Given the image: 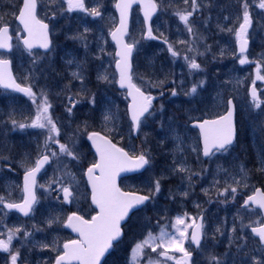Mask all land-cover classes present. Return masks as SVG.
I'll use <instances>...</instances> for the list:
<instances>
[{
    "label": "rangeland",
    "instance_id": "obj_1",
    "mask_svg": "<svg viewBox=\"0 0 264 264\" xmlns=\"http://www.w3.org/2000/svg\"><path fill=\"white\" fill-rule=\"evenodd\" d=\"M155 1L159 13L152 21V35L156 38L147 37L138 9L132 12L127 37L128 43L137 42L133 82L155 97L151 110L154 115L141 124L137 136L133 137L127 116L128 101L125 93L116 88L114 47L108 38L117 23L115 0H84L85 8H97L101 13L98 17L81 10L67 11L66 0H37L38 18L49 25L54 40L52 50L35 66L20 44L18 35L23 34L13 15L21 7L22 0H0V16L3 17L0 23L10 27L14 41L12 51L0 53V58L8 59L16 80L23 86H31L36 93V103H33L28 95L0 89V197L3 203L20 202L22 174L33 167L42 154L59 152L58 144L47 141L48 128L20 129L12 124L13 120L17 124H31L44 95L52 105L49 112L60 132L56 139L68 143L69 147L75 142L74 151L79 156L78 161L62 154L50 159L37 178V200L27 218L6 212L0 203V240L7 241L9 230L14 233L10 248L19 250L21 261L18 264H52L56 255L52 248L62 249L63 243L73 238L64 229L68 213L88 214L90 192L84 173L95 162L87 143V133L93 131L108 136L130 154L133 148L137 154L143 150L150 152L151 166L139 175L122 179L123 190L148 195L154 181L161 180L160 193L132 215L131 222L125 226L128 237L116 246L106 263L120 260L118 264H148L151 259L154 264H176L182 253L172 249H169V255L174 257L172 260L159 257L160 248L152 252L151 247H145L143 254L134 253L133 249L149 233L154 237L160 235L161 229L174 233L175 217L185 213V222L189 224L198 215L203 216L200 247L195 250L190 239L184 244L193 254L192 264H212L213 256L221 264H252V257H262L248 231L253 224L249 212L235 210L229 198L234 158L242 145L202 160L198 134L189 124L222 114L231 96L241 115L239 124L250 120L254 128L264 125V80L256 79L257 74L264 76V9L258 7L260 0H248L252 23L247 33L250 46L244 56L249 62L241 65L235 30L243 22V0H197L196 11L192 9L191 0L187 4L184 0ZM188 11L193 12L189 17L192 33L176 15ZM81 34L82 39L71 38ZM169 45L177 56L173 57L168 51ZM185 56L195 58L200 69L190 70ZM68 60L73 63L68 64ZM73 72H78L83 79H74ZM101 76H107L108 80L98 79ZM200 81L204 84L197 87L196 93L187 95ZM250 85L257 90L260 108L254 106L248 93ZM173 91L176 95H172ZM68 96L79 101L71 114L66 110ZM93 96L95 106L90 103ZM105 113L112 119L105 121ZM46 141L50 149L45 147ZM178 146L182 151L176 150ZM193 147H197L198 152L192 151ZM174 159L183 161L194 173L191 181L188 173L171 170ZM53 180H60L65 186L71 182L74 196L71 203L63 202V193L54 191L57 184H53ZM225 188H229V192L220 195ZM184 191L188 196L182 195ZM190 231L191 228L188 229L189 237ZM25 232L30 235L25 236ZM45 244L49 247H42ZM240 245L244 247L241 249ZM6 262L10 264L9 253L0 251V264Z\"/></svg>",
    "mask_w": 264,
    "mask_h": 264
},
{
    "label": "snow or ice",
    "instance_id": "obj_2",
    "mask_svg": "<svg viewBox=\"0 0 264 264\" xmlns=\"http://www.w3.org/2000/svg\"><path fill=\"white\" fill-rule=\"evenodd\" d=\"M68 4L67 11L71 12L74 10H81L87 12L92 17H98L101 13L97 8L87 9L84 5V0H66ZM185 4L189 0H184ZM133 3H141L144 9L145 22L149 21L156 11L157 5L155 0H118L115 7L120 12V26L113 32L111 36L113 40L117 42L119 50L116 52V56L119 59L116 61V67L119 71V85L121 88H127V95L131 97V103L128 111L130 113V131H139L141 124L153 116L154 113L150 111L152 108V101L154 97L145 94L139 87L132 83V76L130 74L131 64L130 57L132 54L134 42L128 44L124 42V36L127 35V19L128 12ZM192 9L196 11L199 7L197 0H191ZM258 7L264 9V0H260ZM249 4L248 0H243V22L240 23L239 28L235 30V36L239 43L240 58L239 63L241 65L248 63L247 57L244 53L247 51L248 39L247 33L251 26L252 20L248 11ZM18 13V14H17ZM193 12L188 11L186 13L177 12L176 15L179 19L185 23L189 33H192L193 29L189 23V17L192 16ZM15 18L23 25L22 31L26 33V36L18 35V39L22 40L27 54L32 58V63L35 66L43 56L47 55L48 51L52 50V43L49 39V26L44 23L41 19L37 18V0H22V7L13 12ZM55 16V13H53ZM3 17L0 16V21ZM88 29L85 28V32ZM233 31V29H228ZM147 37L155 39L152 35V29L149 25L147 30ZM72 39H82L83 34L80 36H73ZM167 43V41H165ZM183 43V41L181 42ZM41 48L45 52L43 54L34 53L33 49ZM0 49H12L11 36L9 35V26L7 24L0 23ZM168 51L171 52L172 56L175 57L178 53L172 48L171 45L168 47ZM189 51H192L189 48ZM184 59L188 62L190 70H199L200 64H198L195 58L185 56ZM68 64H72V60L67 61ZM10 61L7 59H0V85L5 88H13L15 91L23 92L28 95L33 103H36V93L32 91V87H21L12 78L9 71ZM259 67V66H258ZM72 76L74 79L82 80V76L78 72H73ZM98 79L108 80L107 76L98 77ZM257 80H264V76L257 74ZM162 83V82H161ZM204 81H200L199 85L194 84L187 95L196 93L197 87L202 86ZM255 85V81H253ZM163 93H161L162 95ZM172 95H176L173 91ZM252 101L256 108L261 107V101L257 96V90L255 86L251 89ZM68 106L66 108L69 114L72 113L73 108L79 102L73 99L72 96H68ZM90 103L95 106L96 100L93 96ZM227 113L226 115L219 116L216 119H204L194 123V127L199 129V138L203 143V156L211 157L217 153L224 154L229 152L230 148L234 144L235 140V127L233 123L234 106L231 100L226 102ZM52 105L48 102L47 96L44 95L42 102L38 105L37 114L31 124L19 123L15 120L12 121L14 127L18 126L20 129L27 127L33 128H48L49 136L47 141L59 145V152L50 151L49 154H42L36 161L35 166L27 169L24 175V201L22 204L7 203L4 207L8 209L16 208L23 212L24 215H28L31 211L32 204L36 202L34 194V187L36 186V175L41 171L44 165L50 162L51 158L58 157V155H64L70 157L72 161H78L79 156L74 151L75 142H72V147H69L68 143H60L56 137L60 135L59 129L56 123L53 121L49 109ZM105 121L112 119L108 113L104 115ZM87 125H85V130ZM55 134V135H53ZM87 138L92 142L95 148L96 154H98V160L93 162L86 171L88 183L91 186V205L94 206L93 211L95 215H91L90 219H86L84 215H79L73 212L67 217L65 227L70 228L72 232L77 234L76 239H70L63 243L62 249L59 247L52 248L56 252L54 261L52 264H101V258L105 255L109 249L113 248L114 242H118L119 238L123 235L122 222L126 221L129 217V213L137 208L138 206L145 205L146 202L155 198L161 191V180L157 179L153 185L149 188L148 195H138L131 191H122L117 185V177L121 172H131L140 169H145L151 166L152 157L149 151L143 150L138 154L133 148L132 154L125 151L124 148L117 147L110 139L105 136H101L98 132L87 133ZM179 140V137H176ZM46 141L45 147L50 149V145ZM177 151H182L178 146ZM192 151L198 152L197 147H193ZM67 166L65 165V168ZM175 172L188 173V180L191 181L190 169L186 166L183 161H176L174 159L173 166L171 169ZM163 178V177H162ZM161 178V179H162ZM74 180V176L71 178ZM53 184H57V188L54 191L62 192V200L65 203H71L74 199L73 191L71 189V182L68 186L60 180H53ZM239 183V181H236ZM230 187V186H229ZM235 187H230V192L233 195L236 193ZM229 192V188H225L223 193L220 195H226ZM183 196H188V192L184 191ZM59 199V197H58ZM0 203H3V197H0ZM257 206L260 210H264V192L259 189L256 190L254 195L248 196L244 201L243 207L247 208L249 204ZM177 215L175 222L172 224V228L175 230L174 233H168L161 229V233L158 237L152 236L151 233L140 243L135 245L133 252L139 251L143 254L145 247H151L152 252H157V249H162L157 253L159 257H164L166 260H172L174 257L169 255V249L176 252L182 253L180 259L176 260V264H192V252L184 247L185 241L189 240L192 244H195L197 248L201 245V236L203 235L204 225L201 222L197 223L195 219L192 223H186L185 217ZM258 223V222H257ZM51 224V221L49 222ZM250 227V225H249ZM191 228V236L189 237L188 229ZM16 231H19L17 229ZM217 232L220 228L216 229ZM236 229L233 228V232ZM252 233L259 237V243L264 245V224L259 227H252ZM30 235L25 232V236ZM14 233L9 230L7 241L0 240V251L9 253L10 264H18L21 261V255L19 250L12 251L10 248ZM42 247L48 248L49 245L45 244ZM241 249L244 245L239 246ZM212 264H221L216 257H211ZM7 264V262H6ZM148 264H154L149 259ZM159 264V262H155ZM252 264H264V257L256 259L252 257Z\"/></svg>",
    "mask_w": 264,
    "mask_h": 264
},
{
    "label": "flooded vegetation",
    "instance_id": "obj_3",
    "mask_svg": "<svg viewBox=\"0 0 264 264\" xmlns=\"http://www.w3.org/2000/svg\"><path fill=\"white\" fill-rule=\"evenodd\" d=\"M229 97L232 98L235 109V140L233 146L230 149H235V147L237 148L238 144L242 145V147L240 146V148H238L239 152L234 158L235 160L232 171L233 178L231 177V186L235 187L237 191L234 194V199L231 192H229V198H231L235 210L241 212L243 210H247L249 212V215L253 220V224L248 228V231L251 234L250 236L253 237L257 246L259 247L261 256L264 257V246L259 243V237L254 236L250 231L252 227H259L261 224H264V214L259 208L253 205H249L247 208L243 207L246 198H248V196L254 195L257 189H259L261 192H264V125L261 126L260 129L256 127L254 128L251 126L250 120L243 121L242 123L240 122L239 124V117H241V115L238 112L237 103L235 102L233 97ZM225 111L226 109L224 110V112ZM217 116L219 115H214L212 117ZM232 155H235V153H233ZM236 181H239V183H236ZM240 198H242L241 201ZM93 208L94 207L93 205H91L90 198H88V214H84L86 219H90L91 215H95V211H93ZM70 213H68V215ZM123 227L122 230L124 234L125 227ZM71 239L76 238L73 237ZM119 242L114 244L113 247L115 250ZM113 253L114 251L112 252V254ZM107 259L108 256L105 257L102 264ZM116 259H118V257H116ZM112 261V264H118L120 260Z\"/></svg>",
    "mask_w": 264,
    "mask_h": 264
},
{
    "label": "water",
    "instance_id": "obj_4",
    "mask_svg": "<svg viewBox=\"0 0 264 264\" xmlns=\"http://www.w3.org/2000/svg\"><path fill=\"white\" fill-rule=\"evenodd\" d=\"M117 2H118V0L115 1V5H116ZM155 3H156V2H155ZM115 5H114V12H115L116 17H117V23H116L114 29H113L111 32L115 31V30L120 26V12H119V10L115 7ZM156 5H157V4H156ZM21 7H22V4H21ZM135 7H138V8H139L140 16H141V18H142V20H143V24H144V27H145L146 31L148 30L149 25L151 26L152 20L155 18V16H156L157 13H158V6H157L156 11L153 13L151 19H150L149 21L145 22L144 9H143V7H142V4H141V3H133L132 6H131V8L129 9V12H128V19H127V35L124 36V42H125V43H127L126 38H127L128 34H129V31H130L131 12H132V9L135 8ZM15 22L20 26V28H21V30H22V29H23V25H21V24L19 23V21H18L16 18H15ZM44 23H45V22H44ZM46 24H47V23H46ZM22 32H23V31H22ZM111 32H110L108 38H109L111 44H112L113 47H114V57H115L114 71H115V74H116V88H117V90H119V91H124L125 94H126V98H127V100H128V103H127V116H128V118H129V121H130V113H129V111H128V108H129V105H130V103H131V97L127 95V93H128V89H127V88H121L120 85H119V83H118V81H119V71L117 70V67H116V61L119 59V57L116 56V52L119 50V48H118L117 42H116L115 40H113V38H112V36H111ZM9 35H10V34H9ZM10 36H11V35H10ZM23 36H26V33L23 32ZM145 38H146V36H145ZM49 39H50V36H49ZM20 43H21L22 47L24 48V46H23V44H22V40H20ZM11 44H12V37H11ZM236 49H237V54H240V51H239V43L237 42V40H236ZM24 50H25V49H24ZM34 50H38V51L45 52V50H44V49H41V48H35V49H33V51H34ZM248 50H249V40H248V45H247V51H246L245 53H247ZM10 51H11V50H8V49H0V52H4V53H8V52H10ZM133 51H134V47H133V50H132V54H133ZM245 53H244V54H245ZM132 54H131V57H130V64H131V71H130V74L132 73ZM9 71H10V73H11L12 78L15 80V82H16L17 84H19L21 87H25V86L21 85L20 83H18V82L16 81V79H15V77H14V74H13V72H12L11 63L9 64ZM132 83H133V81H132ZM0 88H2L3 90H6V91L12 92V93H16V94L21 95V96H25V95H26V94L23 93V92L15 91V90H14L13 88H11V87H9V88H5L3 85H0ZM252 88H253V86H250V88H249V95H250V96H252V95H251V89H252ZM143 92H144V91H143ZM145 94H146V93H145ZM228 100H231V99H228ZM231 101H232V100H231ZM232 104H233V102H232ZM233 106H234V105H233ZM150 111H151V109H150ZM226 113H227V108H226V111H225L222 115H226ZM222 115H221V116H222ZM216 118H218V117H216ZM216 118H204V119H216ZM204 119H202V120H204ZM202 120H194V121L190 122V124H189V127L192 128V129H194V130H196V131L198 132V135H199V129H198V128H195L193 125H194L195 122L202 121ZM130 123H131V121H130ZM233 123H234V127H235V110H234V115H233ZM90 133H91V132H90ZM99 134H100L101 136H104V135L101 134V133H99ZM132 135H133V137H136V136H137V131H132ZM105 137H106V136H105ZM107 138H108V137H107ZM108 139H109V138H108ZM199 139H200V138H199ZM87 143H88V145H89V147H90V149H91L93 155L95 156V161L98 160V158H99V157H98V154H96V152H95V148L93 147L92 142H91L90 140H88V138H87ZM112 143H113V142H112ZM116 146H117V145H116ZM117 147H118V146H117ZM200 147H201V155H202V158H203V159H206L207 157H204V156H203V143H202V140H200ZM125 151H126V150H125ZM49 163H50V162H49ZM46 165H47V164H46ZM46 165H44V167L41 169V171H40L39 173H37V175H36V182H37V178H38L39 174L42 172V170L45 168ZM34 166H35V164H34ZM34 166H33V167H34ZM88 167H89V166H88ZM88 167H87V168H88ZM87 168L85 169V173H86V171H87ZM144 170H145V169H140V170H137V171H131V172H121V173L118 175V177H117V181H116V182H117V185L119 186V181H120L121 178L128 177V176L135 175V174H140V173H142ZM85 173H84V177H85V180H86V182H87L88 190H89V192H90V201H91V186H90V184L88 183V178H87V175H86ZM24 175H25V172L22 174V180H21V184H22V200H21V202H18V203H15V204H22L23 201H24V197H25V193H24V190H23V189H24ZM33 191H34V194H35V197H36V186L34 187ZM122 191H123V190H122ZM131 192H132V191H131ZM135 193H136V192H135ZM136 194H138V195H142V194H139V193H136ZM246 199H247V198H246ZM36 200H37V198H36ZM35 203H36V202H35ZM35 203L32 204V208L34 207ZM146 203H147V202H146ZM4 204H7V202H5ZM4 204H3V207H4ZM250 204H251V203H250ZM251 205H252V204H251ZM142 206H143V205L138 206L137 208L133 209V210L129 213V215H130L131 213H133L134 211L138 210L139 208H141ZM253 206H255V205H253ZM93 207H94V206H93ZM255 207H257V206H255ZM32 208H31V211H32ZM257 208H258V207H257ZM4 209H5L6 211H8V212H14V213L18 214L21 218H27V217L30 216V214H31V211H29L28 215L26 216V215H24L23 212L19 211V210L16 209V208L8 209V208L4 207ZM261 211H262L263 214H264V210H261ZM70 215H71V214H70ZM201 217H202V222H203V216H202V215H199V216L196 218V222H197V223H200V222H201V219H200ZM66 220H67V219H66ZM126 220H127V219H126ZM65 223H66V221H65ZM65 223H64V228H65V230H67L72 236H74V237L77 238V234L74 233V232H72L70 228L65 227ZM124 223H125V221L122 222V225H123ZM250 231H251V230H250ZM191 232H192V229H191V231H190V236H191ZM251 232H252V231H251ZM252 234H253V233H252ZM253 235H254V234H253ZM254 236H255V235H254ZM256 237H258V236H256ZM119 239H120V238H119ZM201 241H202V236H201ZM190 242H191V241H190ZM114 243H116V242H114ZM191 245H192V247H193L195 250L198 249L197 246H196L195 244H192V243H191ZM263 246H264V245H263ZM110 250H111V249H109V251L106 252L105 255L101 258V263H102V261L105 259V257L109 254ZM74 264H75V262H74Z\"/></svg>",
    "mask_w": 264,
    "mask_h": 264
},
{
    "label": "trees",
    "instance_id": "obj_5",
    "mask_svg": "<svg viewBox=\"0 0 264 264\" xmlns=\"http://www.w3.org/2000/svg\"><path fill=\"white\" fill-rule=\"evenodd\" d=\"M52 40H54V38H52ZM135 62V55H134V57H133V63ZM147 205V204H146ZM145 205V206H146ZM131 222V221H130ZM126 226V225H125ZM126 228L127 227H125V232H124V235H123V239L126 237H128V235H127V231H126ZM125 249H128V246H126V247H124V252L126 253L127 252V250H125ZM113 251H115V249L113 250ZM112 251V252H113ZM110 257H112V253L108 256V258H110ZM107 261V260H106ZM110 261H112V260H110ZM110 261H108L107 263L106 262H104L103 264H108Z\"/></svg>",
    "mask_w": 264,
    "mask_h": 264
}]
</instances>
